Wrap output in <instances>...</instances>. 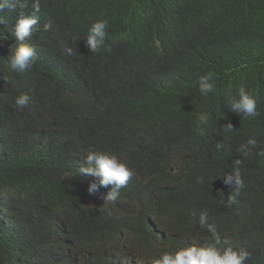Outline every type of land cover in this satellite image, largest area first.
I'll return each instance as SVG.
<instances>
[{
	"label": "clouds",
	"instance_id": "obj_1",
	"mask_svg": "<svg viewBox=\"0 0 264 264\" xmlns=\"http://www.w3.org/2000/svg\"><path fill=\"white\" fill-rule=\"evenodd\" d=\"M220 1L162 0L130 12L119 0L118 8L106 0H0V41L13 47L0 71L26 72L0 76V156L14 162L0 178V237L10 240L14 258L22 255L28 264H86L90 257L91 264H264L258 258L263 241L249 252L234 236L237 227L254 243L264 234L263 144L249 137L231 156H217L201 135H175L151 116L128 119L124 106H116L134 80L165 72L176 37L210 27L208 8ZM263 1L237 0L234 6L248 5L246 15L234 19L241 31L264 36ZM117 12L124 23L116 28ZM215 80L212 72L202 75L199 92H214ZM52 87L60 88L69 115L39 117L42 104L54 100ZM228 107L259 116L244 85ZM35 124L72 138L65 161L54 148L44 159L21 146ZM233 129L226 123L225 132ZM134 137L158 151L154 159L170 176L165 187L157 185ZM214 142L217 150L231 147L224 138ZM28 156L57 172L50 183L15 179ZM58 186L74 188L78 199H62ZM245 201L254 214L234 215L247 209ZM225 214L232 221L221 224Z\"/></svg>",
	"mask_w": 264,
	"mask_h": 264
},
{
	"label": "trees",
	"instance_id": "obj_2",
	"mask_svg": "<svg viewBox=\"0 0 264 264\" xmlns=\"http://www.w3.org/2000/svg\"><path fill=\"white\" fill-rule=\"evenodd\" d=\"M106 1L113 7H119L117 0ZM119 1L132 12L133 8L140 11L145 5L162 0ZM236 2L237 0H222L213 4L208 8L210 27L207 30L184 34L182 38L176 37V46L172 55L162 66L165 72L150 73L134 80L116 101L118 109L124 106L128 119L141 116L155 117L163 121L168 130L171 125L175 135H201L212 142L217 156H229L249 137L255 138L258 141L257 145L264 146V133L256 131V128L264 131V36L258 37L257 30L244 32L243 29L241 31L238 28L234 19L246 15L248 5L234 6ZM111 21L117 28L124 23V17L121 12H117ZM12 49L9 43L0 41V62L8 63ZM209 72L215 74L216 89L205 96L199 92L198 80ZM25 73L9 69L8 74L0 71V76L19 78ZM159 82L162 83V87L157 85ZM241 85L254 94L259 116L246 118L232 113L228 107L230 97L237 95ZM52 88L54 100L42 104L39 117L43 113L69 115V107L63 100L58 99L61 94L60 88ZM202 114L206 116L205 121L200 120ZM40 121L41 119H38L37 123ZM226 123L232 124L234 128L232 132L224 131ZM223 138L231 147L217 150L215 147L217 142L214 140ZM132 139L141 158L154 173L157 185L165 187L170 176L167 167L154 159L158 151L153 149L150 141L144 142L143 138L136 140L135 137ZM2 140L0 132V144ZM71 143L72 138L69 135L61 139L40 124H35L28 135L20 139L23 148L36 150L44 159L49 149L54 148L55 153L63 161L66 160V153ZM171 157H168L167 162L171 160ZM25 159L26 163L16 169L15 179L17 180L50 183L51 177L57 174L49 166L48 170L32 163L34 161L32 156ZM13 163L11 158L0 156V178L6 177L7 167ZM211 175L213 176L214 173L212 172ZM55 189L59 191L62 199L76 200L79 197V192L70 186H58ZM243 205L247 209L241 208L234 215L254 214L248 211L252 208H250L251 202L245 201ZM231 221V214H225L219 222L227 224ZM234 236L237 246L246 248L249 252L257 249V242H264L263 234L261 240H256L254 243L243 227L235 228ZM12 248L10 240L5 241L0 237V264H28L22 255L14 258L11 255ZM258 258L264 261V254H258ZM92 262V257L86 260V264Z\"/></svg>",
	"mask_w": 264,
	"mask_h": 264
},
{
	"label": "bare ground",
	"instance_id": "obj_3",
	"mask_svg": "<svg viewBox=\"0 0 264 264\" xmlns=\"http://www.w3.org/2000/svg\"><path fill=\"white\" fill-rule=\"evenodd\" d=\"M152 230H153V231L155 230V229H154V227H153V229H152Z\"/></svg>",
	"mask_w": 264,
	"mask_h": 264
}]
</instances>
